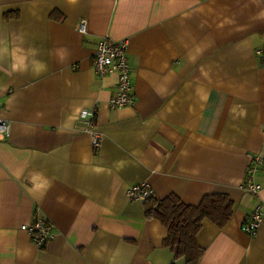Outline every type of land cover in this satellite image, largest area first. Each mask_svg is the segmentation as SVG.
<instances>
[{
	"label": "crops",
	"instance_id": "1",
	"mask_svg": "<svg viewBox=\"0 0 264 264\" xmlns=\"http://www.w3.org/2000/svg\"><path fill=\"white\" fill-rule=\"evenodd\" d=\"M102 37L127 40L130 105L111 107L116 74L93 70ZM256 49L264 0H0V114L9 126L0 139V264H172L166 228L126 194L144 182L157 199L233 200L222 228L203 220L197 264H264V218L255 234L241 229L264 202ZM83 109L95 111L96 149L79 129ZM252 154L261 157L257 193L242 186ZM35 213L55 233L42 246L21 228Z\"/></svg>",
	"mask_w": 264,
	"mask_h": 264
},
{
	"label": "built area",
	"instance_id": "2",
	"mask_svg": "<svg viewBox=\"0 0 264 264\" xmlns=\"http://www.w3.org/2000/svg\"><path fill=\"white\" fill-rule=\"evenodd\" d=\"M77 29L81 33L87 32V23L84 19L80 20ZM255 54L261 65H264V49H256ZM92 67L97 76L107 74H116L115 92L109 99V105L113 108L130 105L134 101L131 92V72L127 57V40L122 39L115 41L109 37H102L97 40L92 55ZM79 117L81 125L79 129L88 132L91 135V142L96 149L101 140V134L96 130V117L94 110L83 109ZM9 135V126L7 121L0 114V139ZM261 157L256 154L249 155V163L247 166L243 188L252 193H257L261 186L254 182L253 176L259 165ZM130 199H142L153 196V191L149 184L139 183L130 186L126 191ZM262 218H264V202L258 204L248 215L241 229L247 234H255ZM31 236L32 241L42 246L53 240L55 233L52 222L38 213L33 215L30 224L22 225Z\"/></svg>",
	"mask_w": 264,
	"mask_h": 264
},
{
	"label": "trees",
	"instance_id": "3",
	"mask_svg": "<svg viewBox=\"0 0 264 264\" xmlns=\"http://www.w3.org/2000/svg\"><path fill=\"white\" fill-rule=\"evenodd\" d=\"M57 15H60L57 11L52 12V16L58 18ZM142 204L145 218L156 219L166 228L163 244L173 252L172 264L179 258L185 264H197L204 253V247L197 241L203 220L208 219L222 228L234 206L227 194L218 192L205 194L196 205L183 202L174 193L161 199L146 197Z\"/></svg>",
	"mask_w": 264,
	"mask_h": 264
}]
</instances>
